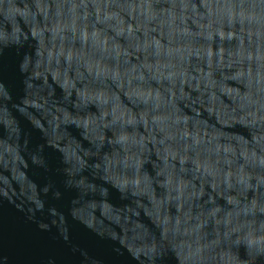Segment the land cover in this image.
<instances>
[{"label": "water", "instance_id": "1", "mask_svg": "<svg viewBox=\"0 0 264 264\" xmlns=\"http://www.w3.org/2000/svg\"><path fill=\"white\" fill-rule=\"evenodd\" d=\"M0 264H264V0H0Z\"/></svg>", "mask_w": 264, "mask_h": 264}]
</instances>
